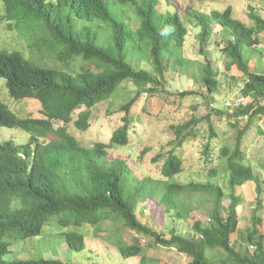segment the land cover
<instances>
[{"label":"trees","instance_id":"trees-1","mask_svg":"<svg viewBox=\"0 0 264 264\" xmlns=\"http://www.w3.org/2000/svg\"><path fill=\"white\" fill-rule=\"evenodd\" d=\"M158 1L5 0L8 18L25 22L17 11L39 18L56 46H47L41 56L29 57L48 66L34 63L19 52L0 49V77L6 80L9 95L15 99L38 98L46 117H17L0 100V126L21 128L31 134L27 145H16L11 140L0 143V264H97L73 262L70 255L85 249L90 228L107 221L119 225V237L108 239L115 242L124 258L138 256L137 264H152L146 255L150 247L157 245L185 254L190 259L187 264H264V230L259 229L264 214H253L248 226L238 230L237 207L242 200L235 193L237 186L248 181H255L258 194L262 193L259 177L254 173L258 168L247 160L243 138L253 127L258 133L264 132L260 123L264 120V72L249 71L244 53L245 47L259 45L263 17L249 10L254 25H246L232 17L230 7L197 16L201 26L200 51L205 52L211 25H220L229 36L224 49L230 62L247 75L240 91L250 98L248 102L233 105L230 112L226 106L212 103L224 118L226 130L210 122L209 140L201 153L209 166L207 175L215 180L221 176L228 192L214 182H171L183 170L182 157L175 151L161 155L159 175L163 178L144 172V177L137 178L130 161L109 155V148L129 147L131 105L142 93L154 92L152 86L158 85L174 64L183 61L181 49L188 27L179 12H160ZM162 1L172 5L170 0ZM68 4L69 13L65 9ZM126 10L131 12L129 16ZM130 20H136L138 26L133 28ZM11 26L12 23L8 25ZM43 60H51L52 65ZM205 61L200 65V81L207 97L216 91L219 79L213 61ZM124 81L133 84L135 93L117 110L123 112V123L111 131L108 142L81 144L67 124L73 122L78 130H87L91 108L115 97ZM108 106L111 109L113 104ZM53 121H61L62 125L55 127ZM199 122L192 117L173 126L177 143L196 137ZM231 130L236 132L234 140L228 135ZM48 134L54 139H46ZM258 170L264 173V163ZM193 192L206 194L204 199L211 202L212 208L208 219L193 222L186 235L175 228L166 233L157 230L156 222L145 215L140 203L156 199L157 205H165L164 211L184 219L194 208L188 196ZM225 198L230 201L227 206L223 204ZM107 230L95 228L94 234H107ZM233 234L240 246L231 241ZM36 237L57 239L53 249L65 244V255L44 257L39 250V257L7 259L12 240ZM142 238H146L144 244ZM242 244L251 246L252 252L244 250Z\"/></svg>","mask_w":264,"mask_h":264},{"label":"rangeland","instance_id":"rangeland-1","mask_svg":"<svg viewBox=\"0 0 264 264\" xmlns=\"http://www.w3.org/2000/svg\"><path fill=\"white\" fill-rule=\"evenodd\" d=\"M170 2L172 5L159 0L157 7L160 12L169 10L183 13L182 18L189 30L181 50L184 59L183 65H176L172 70L166 72L164 79H161L162 84L157 86L154 92L142 93L139 99L131 105L130 116L133 117V120L132 127L130 126L129 147H112L109 148L108 152L110 157H121L130 161V168L137 178L144 177L141 172L150 174L152 177L163 178L159 175L161 172V155L175 151L182 157L183 170L173 176L170 179L171 182H214L221 185L228 192V185L222 180L221 176H218L215 180L207 175L209 166L204 162L201 153L209 140L210 122L219 126V129L226 130L224 118L217 114V109L212 107V103L218 106H226L230 112L234 107L233 105L237 106L241 102H248L250 98L241 95L240 91L247 75L237 65L230 62L231 58L224 49L226 46L225 41L229 36L227 32L221 29V26L216 25L213 27L209 42L204 45L205 52L200 51L198 34L201 29L196 23L197 15L205 12L209 14L212 10H224L226 7L231 6L235 18L252 26L254 21L249 17L248 11L251 10L264 18V0H170ZM69 7V4L68 7H65L68 13ZM0 10L5 11L2 1H0ZM186 10L187 13H184ZM2 14L3 12L0 11L1 50L16 51L22 54L23 57L30 59L29 57L32 55L38 57L44 54L47 46H56L51 40L43 21L36 17H24L22 20L25 22H11ZM129 14L131 12L126 10V15L129 16ZM131 17L134 16L131 15ZM10 23H12V26L7 28ZM130 24L133 28L138 26L136 20H130ZM258 38L260 42L258 46H248L244 49L248 60V69L251 72H264V31L259 34ZM205 59L213 61V66L218 70L219 79L216 91L209 93L207 97L203 95L206 93V89L199 80L200 65L206 62ZM30 60L39 65L48 66L37 61L35 57ZM43 61L52 65L51 60ZM64 67L73 68V66ZM190 90L195 93L184 97L180 95V92ZM134 93L135 87L133 84L124 81L118 88L115 97L112 95L108 100L91 108L90 126L87 130H78L71 122L67 124L69 132L74 134L83 145H89L96 141L108 142L111 131L123 123V112L117 111L118 108L121 104L128 102V99ZM0 98L19 117L46 118L42 113V106L38 100L12 98L8 93L3 77H0ZM225 102H227L226 105H224ZM109 103L113 104L111 109L108 106ZM78 111L74 113V118ZM207 114H209V118L206 117ZM192 117L200 120L196 126L197 136L189 137L182 144L179 141L177 143V140L174 139L173 126L183 124ZM53 122L55 127L62 125L61 121ZM260 123L264 128V120ZM258 132L256 127L251 128L243 138V148L246 151L247 160L259 169L262 168L264 163V132ZM228 135L230 139L234 140L236 132L231 130ZM8 139L25 144L29 141L30 134L20 128L0 127V141ZM46 139H54V137L48 134ZM219 142L217 141L216 144H219ZM217 148H219L218 145ZM154 158L157 161H154ZM215 163L217 164V161ZM219 169L220 172H223L222 168ZM258 169L254 173L259 177L262 186L261 194H258L256 190L255 181H248L235 189V193L242 200L237 207L240 215L238 230H243L248 226L253 214L260 216L264 214V173ZM188 196L191 197V205L194 208L186 214L184 219L174 217L177 215L172 211H164L165 205H157L156 199L154 201L146 199L143 205L142 201L140 203L143 206L145 215L156 222L157 230L166 233L169 232V229L175 228L186 235L191 230L193 222L208 219L212 208L211 202L204 199L206 194L193 192ZM229 202L228 198L223 200L225 206ZM100 227L107 228L108 233L99 232V235H95V228ZM118 228L119 225L108 221L102 223L101 226L96 225L90 228L85 236V249L78 254L70 255L72 261L82 263L92 261L97 264H137L138 256L124 258L119 254L115 242L112 244L111 239H108L113 238L116 240L119 237L116 232ZM259 229L264 230V223L259 226ZM128 232L131 233V231ZM128 239H131V235H128ZM145 241L146 238L141 239L142 244ZM231 241H236V245L238 244L235 234L232 235ZM57 242V239L51 240L50 238L29 239L23 242L14 241L10 249L14 257L34 256L39 250L46 257L53 255L63 257L66 252V245L60 244L57 249H53ZM50 243L52 245L48 246ZM242 248L248 250V252L253 250L251 246L247 248L245 244H242ZM146 256L152 264H187L190 260L188 256L178 252L175 248L162 245L150 247Z\"/></svg>","mask_w":264,"mask_h":264},{"label":"clouds","instance_id":"clouds-1","mask_svg":"<svg viewBox=\"0 0 264 264\" xmlns=\"http://www.w3.org/2000/svg\"><path fill=\"white\" fill-rule=\"evenodd\" d=\"M0 1H2L3 2V5L5 6V11L4 10H0V11H2L3 12V14H2V16H6V5H8L6 2H5V0H0ZM45 1H47V2H49V1H51V2H56V1H58V0H45ZM61 1H63V0H61ZM68 1V3H69V0H67ZM228 7H230L231 8V12H232V17L233 18H235L234 16H233V8L231 7V6H228ZM227 8V7H226ZM225 8V9H226ZM224 9V10H225ZM224 10H220V9H218V11H220V12H222V11H224ZM213 11V10H212ZM184 13H187V10L184 12ZM17 14H18V17H20V19H22V18H24V17H28V15L29 14H27V13H23V12H20V11H17ZM183 13H181V15H182ZM190 15H191V13H189ZM210 14V13H209ZM208 13H201V14H198V15H200V16H208L209 15ZM197 15V16H198ZM7 17V16H6ZM7 19L8 20H11V22H13L15 19H11V18H8L7 17ZM37 19H39V18H37ZM237 19V18H236ZM241 21V20H240ZM185 22V21H184ZM197 25L199 24V22H198V17H197ZM244 23V22H243ZM186 24V23H185ZM247 25V24H246ZM214 26H216V24H213V25H211V27H212V29H213V27ZM220 26V25H219ZM200 27V29H201V26H199ZM7 28H10V27H8V25H7ZM47 29V28H46ZM47 31L49 32V30L47 29ZM189 31V30H188ZM182 50V49H181ZM182 58H183V56H182ZM184 60V59H183ZM74 63V62H73ZM73 63H71V64H73ZM183 63V61L181 62V64H174L175 66L176 65H183L182 64ZM59 64V61L57 62V64H56V66ZM175 66H173V67H171V69L170 70H172ZM170 70H168V71H170ZM200 76H201V70H200V74H199ZM200 76H199V80H201V78H200ZM5 84H6V80H5ZM160 84H162V82H161V79H160V81H159V84L158 85H153L152 87L155 89L157 86H159ZM150 86V85H149ZM203 86V85H202ZM8 90V89H7ZM191 91V90H190ZM190 91H182V92H180V95L182 96V95H184V94H186L187 92H190ZM193 92V91H192ZM195 93V92H194ZM193 93V94H194ZM22 98H30V99H36V100H38L39 101V99L38 98H35V97H22ZM15 99V98H14ZM20 99V98H19ZM0 100H1V98H0ZM2 101V100H1ZM3 102V101H2ZM40 102V101H39ZM4 103V102H3ZM226 103L227 102H225V104L224 105H226ZM242 103V102H241ZM5 104V103H4ZM41 104V103H40ZM6 105V104H5ZM7 106V105H6ZM8 107V106H7ZM9 108V107H8ZM226 108H228V107H226ZM10 109V108H9ZM11 110V109H10ZM15 113V112H14ZM16 114V113H15ZM17 115V114H16ZM17 117H19L18 115H17ZM27 117V116H26ZM74 117V116H73ZM76 117V116H75ZM24 118V117H23ZM0 127H9V128H17V127H10V126H5V125H1ZM21 129V128H20ZM23 130V129H22ZM25 131V130H24ZM26 132H28V131H26ZM29 133V132H28ZM30 134V133H29ZM41 139L42 138H40L38 141L40 142L41 141ZM8 140H11V141H13L16 145H27V144H29L30 142H31V134H30V139H29V141L27 142V143H25V144H23V143H16L13 139H8ZM3 141H7V140H3ZM3 141H0V143L1 142H3ZM19 155L20 156H23V154L22 153H19ZM39 238H42V237H36V238H29V239H39ZM29 239H26V240H29ZM26 240H18V239H14V240H12L11 241V245L13 244V242L14 241H26ZM11 250V249H10ZM40 255H39V253H35V255H34V257H39ZM41 256H44V255H42L41 254ZM29 257H31V256H29ZM44 257H46V256H44ZM14 258H16V257H14V256H12V253L11 254H9L8 256H7V259H14ZM18 258H28V257H18Z\"/></svg>","mask_w":264,"mask_h":264}]
</instances>
